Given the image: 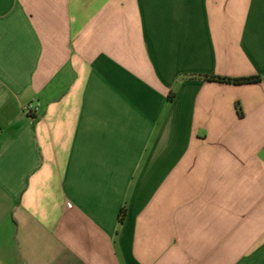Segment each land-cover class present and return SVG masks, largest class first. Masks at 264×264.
<instances>
[{
    "label": "crops",
    "instance_id": "1",
    "mask_svg": "<svg viewBox=\"0 0 264 264\" xmlns=\"http://www.w3.org/2000/svg\"><path fill=\"white\" fill-rule=\"evenodd\" d=\"M0 264H264V0H0Z\"/></svg>",
    "mask_w": 264,
    "mask_h": 264
},
{
    "label": "trees",
    "instance_id": "2",
    "mask_svg": "<svg viewBox=\"0 0 264 264\" xmlns=\"http://www.w3.org/2000/svg\"><path fill=\"white\" fill-rule=\"evenodd\" d=\"M208 81H213L222 84H231V85H241V84H251L256 83L261 80V77H248V78H227V77H214L210 76L207 78ZM239 109V106H238ZM124 218V211L122 210L119 217V222L121 223Z\"/></svg>",
    "mask_w": 264,
    "mask_h": 264
},
{
    "label": "built area",
    "instance_id": "3",
    "mask_svg": "<svg viewBox=\"0 0 264 264\" xmlns=\"http://www.w3.org/2000/svg\"><path fill=\"white\" fill-rule=\"evenodd\" d=\"M24 111L28 114H35L37 111V108L34 104H28L24 107Z\"/></svg>",
    "mask_w": 264,
    "mask_h": 264
}]
</instances>
